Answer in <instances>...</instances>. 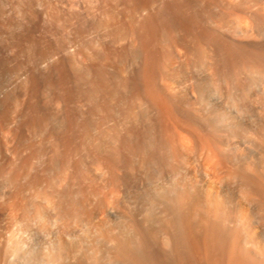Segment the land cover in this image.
<instances>
[{"label":"rangeland","instance_id":"1","mask_svg":"<svg viewBox=\"0 0 264 264\" xmlns=\"http://www.w3.org/2000/svg\"><path fill=\"white\" fill-rule=\"evenodd\" d=\"M263 130L264 0H0L4 258L98 210L115 240L85 226L89 264H264Z\"/></svg>","mask_w":264,"mask_h":264},{"label":"bare ground","instance_id":"2","mask_svg":"<svg viewBox=\"0 0 264 264\" xmlns=\"http://www.w3.org/2000/svg\"><path fill=\"white\" fill-rule=\"evenodd\" d=\"M264 131V130H263ZM257 136V135H256ZM264 166V165H263ZM190 179V178H189ZM185 182V181H184ZM244 182V181H243ZM182 185V184H181ZM211 185V184H210ZM208 184V187L210 186ZM243 185V184H242ZM241 185V186H242ZM184 186V185H183ZM182 186V187H183ZM181 188V187H179ZM184 189V188H183ZM220 189V188H219ZM252 189V188H251ZM176 191V190H175ZM179 191V189H178ZM209 193H207L208 195L206 196V201L208 203V207H209V214L210 216H214L213 218L215 219V215L218 214V212H220L221 210V201H222V192L219 191L218 189L216 190V188L214 189V187L211 185L209 187ZM249 191V190H248ZM180 192V191H179ZM185 193V192H184ZM184 193H180V198L183 200H186L187 195ZM179 194V193H178ZM191 195V194H190ZM250 195V194H249ZM173 196V195H172ZM196 196V195H195ZM170 198V197H169ZM203 198V197H202ZM174 199V198H173ZM44 200V204L45 207L47 208V210L53 209V204L51 202V200L45 196L43 197ZM178 201V200H177ZM182 201L180 200V202L182 203ZM187 201V200H186ZM244 201V200H243ZM185 202V201H184ZM174 203V202H173ZM179 203V202H177ZM250 203V201H249ZM183 204V203H182ZM187 204V203H186ZM205 204V203H204ZM180 205V204H179ZM184 205V204H183ZM250 205V204H249ZM259 205V203H258ZM256 205V206H258ZM262 205V204H261ZM260 205V206H261ZM207 206V205H206ZM182 207V205H181ZM184 208V207H183ZM247 205L242 202L239 205V211H238V215L239 216V220L240 222L244 224L247 222L246 221V217L248 214L247 211ZM261 208H258L257 210H259ZM185 210V209H184ZM198 210V208H197ZM202 210V209H201ZM261 211V210H260ZM263 211V210H262ZM193 212V211H192ZM254 212V211H253ZM186 213V212H185ZM184 213V214H185ZM199 213V212H198ZM204 213V212H203ZM231 213V212H230ZM252 213V211H251ZM264 213V212H262ZM59 214V213H58ZM179 214V213H178ZM62 215V214H61ZM192 215V214H191ZM263 215V214H262ZM181 216V214H180ZM183 216V215H182ZM186 216V215H185ZM217 216V215H216ZM220 216V215H219ZM261 216V215H260ZM189 217V216H188ZM233 217V216H232ZM262 217V216H261ZM25 220L28 219H33L36 220L41 228V230L45 231L47 224L49 223V218L47 216L46 213L41 212L40 210H34L32 211L29 215H25L24 216ZM23 218V219H24ZM184 218V217H183ZM264 218V217H263ZM59 225L63 231H65L66 229L69 228H77L83 231V234H80L81 237H79V240L73 242L70 241L66 236H65V232H63L62 230H59L60 232L62 231L63 233H61L59 236L58 241H57V247L56 248H52L50 249V252L48 251V253L44 256V258L42 259H35V258H30V259H25V260H20L17 257H15L14 254L11 255H7L8 258H4L3 256H0V264H89L90 262H88V260L86 259V257L83 255L84 253H82L81 247L82 245H86L88 250H91V252H93L94 250L96 251L97 249H99V245L97 246V244L91 242L90 240V231L89 229L86 230L87 228H85V226H88L91 228H93L95 230L96 235L98 236L97 238L102 239L103 241H105L106 243H110L112 240L114 241L115 239L111 238V235L108 233V227H107V223L106 220L104 218H102L100 216V212L98 210H91L88 214L87 217L81 220H77L75 219V217H72L71 215L68 216L66 215L63 217H59L57 218ZM56 219V220H57ZM185 219V218H184ZM217 219V218H216ZM183 220V219H182ZM187 220V219H186ZM208 220V219H207ZM252 220V219H251ZM260 220V219H259ZM188 221V220H187ZM185 221V222H187ZM184 222V221H183ZM182 222V223H183ZM194 222V221H193ZM57 223V222H56ZM55 223V224H56ZM181 223V224H182ZM184 224V223H183ZM187 224V223H186ZM188 226V225H187ZM262 226V225H261ZM212 227V226H211ZM188 228V227H187ZM246 228V227H245ZM186 229V228H185ZM248 231L249 233L246 235V238L248 239V241H250L253 246L255 247L254 252L261 255L263 257V261H264V244L260 243L257 238H256V234H257V227H252L248 225ZM59 232V233H60ZM90 233V234H89ZM58 235V234H57ZM82 235L84 237H82ZM96 239V238H95ZM232 239V238H231ZM82 242L84 244H82ZM116 242V241H115ZM54 243V242H53ZM113 243V242H112ZM116 244H118V242H116ZM46 245V244H45ZM54 245V244H53ZM56 245V244H55ZM238 246V245H237ZM232 247V246H231ZM124 248V247H123ZM252 250V249H251ZM11 253V252H10ZM118 254V253H117ZM94 258V257H93ZM251 261V260H250ZM242 262V261H240ZM260 264V263H259Z\"/></svg>","mask_w":264,"mask_h":264}]
</instances>
